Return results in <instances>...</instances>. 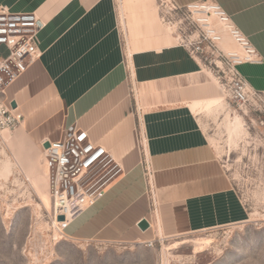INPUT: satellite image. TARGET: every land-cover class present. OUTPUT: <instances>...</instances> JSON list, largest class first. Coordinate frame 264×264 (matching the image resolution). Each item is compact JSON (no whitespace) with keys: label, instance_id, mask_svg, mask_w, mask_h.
<instances>
[{"label":"crops","instance_id":"0c3cea01","mask_svg":"<svg viewBox=\"0 0 264 264\" xmlns=\"http://www.w3.org/2000/svg\"><path fill=\"white\" fill-rule=\"evenodd\" d=\"M214 1L262 58L238 70L264 93V0ZM0 6L36 12L46 23L37 37L41 58L7 90L24 116L18 128L39 148L77 124L122 167L105 194L66 226L69 238L147 244L248 220L199 118V108L218 96L216 87L203 63L166 30L157 0H0Z\"/></svg>","mask_w":264,"mask_h":264},{"label":"rangeland","instance_id":"374dc122","mask_svg":"<svg viewBox=\"0 0 264 264\" xmlns=\"http://www.w3.org/2000/svg\"><path fill=\"white\" fill-rule=\"evenodd\" d=\"M163 15L166 17L164 11ZM165 28L174 33L175 29L170 31L168 25ZM223 46L218 47L228 53L229 47ZM205 69L221 98L212 97L200 107L199 118L248 209L246 222L159 238L152 246L71 239L64 233L63 225L53 222L48 172L45 162L40 161L43 146L36 148L21 128L3 129L0 264H264V130L258 121L261 114L240 109L228 96L220 69L209 63ZM235 121L241 123L238 134Z\"/></svg>","mask_w":264,"mask_h":264},{"label":"built area","instance_id":"2783aa9c","mask_svg":"<svg viewBox=\"0 0 264 264\" xmlns=\"http://www.w3.org/2000/svg\"><path fill=\"white\" fill-rule=\"evenodd\" d=\"M159 1V2H158ZM159 10L166 13L161 21L174 27L176 42L205 66L220 69L224 89L240 109L260 112L258 119L264 130V93L247 82L238 70L242 63H260L262 58L249 40L234 26L230 16L214 0H202L186 6L174 0H157ZM195 17V18H194ZM201 17V18H200ZM207 17H217L232 26V33L243 46L245 54L225 53L218 46L219 31ZM45 21L36 12H15L0 6V131L20 125L24 116L8 100V88L42 56L37 37ZM215 55L216 59H212ZM221 64V66H220ZM49 142V146L44 144ZM139 148L148 192L155 198L153 170L147 157V140L139 132ZM48 182L54 202L53 222L64 216L62 229L94 205L106 192L110 181L122 171L109 149L95 143L88 130L77 124L67 126L60 139L42 143ZM154 241L147 244L152 246Z\"/></svg>","mask_w":264,"mask_h":264},{"label":"bare ground","instance_id":"6f19581e","mask_svg":"<svg viewBox=\"0 0 264 264\" xmlns=\"http://www.w3.org/2000/svg\"><path fill=\"white\" fill-rule=\"evenodd\" d=\"M207 19L209 20V24L212 27L217 28L219 33L222 35V39L220 41V45L222 44V45H224L223 47H227V48L229 47L228 49L230 51H228V52H231L233 54H242V55L245 54L243 46L240 44V42L237 41V39L233 35L232 26L230 24L223 23L217 17H207ZM168 28H169L170 31L174 30L173 26H169L168 25ZM215 98H219L220 99L221 96H216ZM233 125H234V128H235L236 134H238V130L237 129L240 127L241 123L238 122V121H235V122H233ZM40 161L41 162H45V169H46V172H48L45 156L40 157ZM55 223L58 224V225H63V223H61L60 220H56Z\"/></svg>","mask_w":264,"mask_h":264},{"label":"water","instance_id":"95a60500","mask_svg":"<svg viewBox=\"0 0 264 264\" xmlns=\"http://www.w3.org/2000/svg\"><path fill=\"white\" fill-rule=\"evenodd\" d=\"M14 107H16V103L14 102L13 104H12ZM44 146L45 147H48L49 146V142H46L45 144H44ZM64 219V216H59V220H63ZM149 222H148V220L147 219H143V220H141L140 221V223H139V226L143 229V230H146L147 228H149Z\"/></svg>","mask_w":264,"mask_h":264}]
</instances>
